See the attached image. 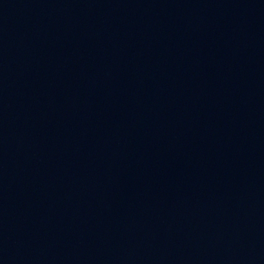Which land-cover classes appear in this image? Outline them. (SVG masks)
I'll return each instance as SVG.
<instances>
[{
	"label": "water",
	"instance_id": "water-1",
	"mask_svg": "<svg viewBox=\"0 0 264 264\" xmlns=\"http://www.w3.org/2000/svg\"><path fill=\"white\" fill-rule=\"evenodd\" d=\"M0 264H264V0H0Z\"/></svg>",
	"mask_w": 264,
	"mask_h": 264
}]
</instances>
